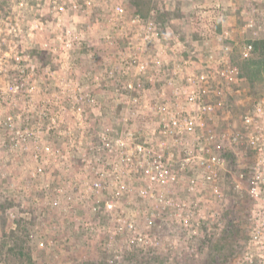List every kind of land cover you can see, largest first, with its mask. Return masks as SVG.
Here are the masks:
<instances>
[{
	"label": "rangeland",
	"instance_id": "rangeland-1",
	"mask_svg": "<svg viewBox=\"0 0 264 264\" xmlns=\"http://www.w3.org/2000/svg\"><path fill=\"white\" fill-rule=\"evenodd\" d=\"M115 1L123 8V22L111 16L106 0H75V8L69 0H0V82L6 70L12 81L23 83L0 113L31 134L24 144L17 137V146H11L0 126V264H235L255 206L247 195L254 154L240 134L241 123L264 100V71L250 84L240 77L237 62L248 41L264 39L250 40L244 22L248 9L261 7L260 0L250 1L252 6L245 0ZM134 14L153 20L152 29L147 22H129ZM262 16L257 24H264ZM223 69L227 79L220 75ZM195 81L200 106L187 100ZM170 115L178 120L171 135L149 137ZM143 141L173 152L178 164L182 145L191 155L202 147L224 160L226 171L216 180L221 200L210 195L199 174L181 175L178 168L180 179H199L197 195L186 194L182 180L170 191L159 189L174 202L186 201L190 229L168 215L170 207L158 214L159 206L137 195L144 182L131 162L134 144ZM37 144L60 153L44 157V170L32 178ZM84 154L105 172L99 194L90 189L96 177L89 165L84 168ZM240 173L242 189L232 182ZM115 199L137 233H145L152 220L158 249L128 232L112 234L113 222L92 211ZM9 209L24 215L17 226L27 236L30 260L3 241L11 232Z\"/></svg>",
	"mask_w": 264,
	"mask_h": 264
},
{
	"label": "built area",
	"instance_id": "built-area-1",
	"mask_svg": "<svg viewBox=\"0 0 264 264\" xmlns=\"http://www.w3.org/2000/svg\"><path fill=\"white\" fill-rule=\"evenodd\" d=\"M69 1L73 8H75V0ZM107 1L110 2L108 3L107 7L110 10L111 16H114L116 21L123 22L122 6L116 3L115 0H106V2ZM245 1L248 2L250 6H252L250 3L252 0ZM260 3V8L252 7L248 9L249 14H247L248 17H246V20L244 21L246 22V29L250 32L252 37L250 40H254L255 37L259 35L264 37V30L263 32H259L261 27L264 29V24L256 23L258 22L257 17L259 14H262V17H264V0H260ZM219 9L220 7L216 8L217 11ZM150 13L153 15V11ZM217 20H219V18ZM129 22L136 24L140 22H147L148 28L152 29L151 22L154 21L150 19L144 21L138 14H134ZM259 22H264V19L260 20ZM152 36L155 37L157 41H160L161 39V36L156 31L152 32ZM175 44L182 47L180 42H176ZM251 51L252 41H248L244 45L240 54L243 59H246L250 56ZM3 72L5 78L2 83L0 82V110L10 103L12 95H16L18 90L23 87V83L20 80L18 83H16L15 81H12L7 75L6 70H3ZM225 73L226 70L223 69L220 75L227 79ZM200 79L203 80L204 78L201 77ZM171 80L172 78L170 77L169 81L167 82L168 88H171L173 85ZM193 84L194 87L191 89L187 100L190 102V105L196 104L200 106L201 98L198 94L194 93L196 91L198 82L195 81ZM135 101L136 100H134V102ZM208 108L210 109V106H208ZM202 109H206L204 105H202ZM177 122L178 120H175L173 117H171V115L168 118H162V129L157 133L152 131L149 134V137L154 138L156 135H162V138H166L167 136H170L172 132L171 129L176 126ZM1 125L6 128L8 139H10L11 144L13 143L11 146H17L18 140L13 142L15 138L19 137L21 142L24 144L26 138L31 136L30 133L28 134L26 132H21V129L15 126L11 117L7 116L6 120H3V116L0 113V126ZM240 134L246 137V142L254 154L253 165L251 168V181L247 190V195L251 201L254 202L255 206L252 210H250V227L249 230H247V239L245 243H239L238 249L236 248L237 257L235 264H264V100L256 102L253 110L243 116ZM102 138L104 139V136ZM237 139L238 138L234 136L233 142ZM34 142L35 141H33V143ZM160 146H164V142H162ZM179 150L180 153L184 155V157L178 164L174 160L173 152H169V150H166L165 147L155 148V146L149 141L136 143L133 146L134 154L131 165H133V169L135 171H140V174H142V181L144 182V186L140 188L137 195L141 199L145 200L146 204L154 203L159 206L160 210H158V214L160 211H172V214L169 213L168 215H172V217L177 223H179L183 230H188L190 229L191 225L187 221L190 214L187 210L186 201L183 199V201L180 203L174 202L172 199H168V196H165L163 191L159 189H168V191H170L171 186H175L182 180L184 186L186 187L185 193L190 196L197 195L196 185L199 179L193 177H185L184 179V176H181L180 179V174L177 175L175 172V170L178 168V170L182 172L181 175L189 171L199 174L201 177V184H209L210 195L214 199L221 200L222 193L216 185V180L219 171H226V167L224 166V160L222 158H220L218 155L206 152L202 147L198 148L195 155L190 154L191 152H189L190 149L187 145H182ZM59 153L60 152L58 149H54L48 145H35L31 160L37 164V168L31 173V177L36 178L41 175L42 171L44 170V166H42V164L45 165L46 163L43 161L44 157H58ZM82 157L84 168H87L89 165L88 167L93 171L96 177V179H94L92 182L90 189L92 192L99 194L101 189L100 180L105 175V172L101 173L103 169H98V164L96 163L98 160L94 161L96 164L95 169V165H91L92 161L88 160L85 154L82 155ZM125 160L130 161L131 159L126 158ZM115 178L119 180V174H117ZM243 178V173H240L237 178H232V182L236 188L242 189L241 181ZM118 180H116V184L118 183ZM8 187L9 189H12L13 185L9 184ZM45 187V190H49L52 193L59 192V189L56 187L50 188L48 185ZM156 191H158V193ZM117 200H104L101 211L100 206H94L92 211L96 213H105L107 218L113 222L116 228L113 230L112 234L122 235L128 232L133 240L142 242L144 245H147L151 248L158 249L159 239L155 236H152L149 229L152 220H148L149 223L146 225L148 230L145 231V233H137L134 221L131 220V222H127V220H125L122 206L117 205ZM169 207L170 209L168 210L167 208ZM152 211L153 210L150 211L149 216L154 218L155 214ZM19 215L20 216H18L16 212H12L10 209L6 211L5 216L9 230L13 231L17 228V220L19 219L18 217L24 218L23 213ZM200 219L205 220V217L200 216ZM37 246L43 248L44 243L40 242L37 244Z\"/></svg>",
	"mask_w": 264,
	"mask_h": 264
},
{
	"label": "trees",
	"instance_id": "trees-1",
	"mask_svg": "<svg viewBox=\"0 0 264 264\" xmlns=\"http://www.w3.org/2000/svg\"><path fill=\"white\" fill-rule=\"evenodd\" d=\"M237 63L241 78L245 79L250 84H253L255 81H257L261 75V72L264 71V39L260 38L252 42V51L250 56ZM19 226H17V228L11 232H5L3 241L5 243H11V249L16 254L21 255L22 257L23 255H27V259L30 260L29 253L26 254L28 251L26 247L27 236H25L24 233H22L23 235L18 233L20 231L18 228ZM227 237H230V233H227ZM235 237L236 235L233 236V238Z\"/></svg>",
	"mask_w": 264,
	"mask_h": 264
}]
</instances>
